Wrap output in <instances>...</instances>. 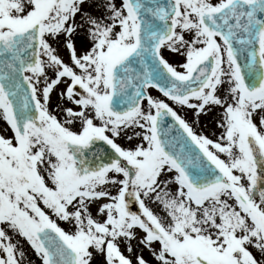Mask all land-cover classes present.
<instances>
[{"label":"snow or ice","instance_id":"1","mask_svg":"<svg viewBox=\"0 0 264 264\" xmlns=\"http://www.w3.org/2000/svg\"><path fill=\"white\" fill-rule=\"evenodd\" d=\"M0 121V264H264V0H0Z\"/></svg>","mask_w":264,"mask_h":264},{"label":"rangeland","instance_id":"2","mask_svg":"<svg viewBox=\"0 0 264 264\" xmlns=\"http://www.w3.org/2000/svg\"><path fill=\"white\" fill-rule=\"evenodd\" d=\"M168 57L170 58L171 61H177V60H182V57H179L173 53H168ZM154 96H159L161 98L163 97L162 93H159L158 90L152 88L149 90ZM167 99V98H165ZM168 102L170 104H172L173 107L177 108V111L180 112L182 115H187L189 118L191 117V110H187L184 109L182 110L179 106L175 105L174 102L168 100ZM218 116V111L214 110L210 115L208 116H202L201 118V123L199 125V127L197 128V131H201L203 130L206 134H208L209 136H213V133H216L217 135L219 134L220 131H222L221 129L216 127V123H215V119ZM5 124L3 121H0V131L5 129ZM10 134V132L8 133ZM215 138V137H213ZM122 144L128 143L126 140H121ZM94 207V206H93ZM55 218V217H54ZM59 223L62 224V226L65 227H69L68 225H66L63 221H58ZM29 251V258L32 260V264H37V257L35 255L34 252H32L30 249H28ZM145 255L146 257H148L149 259H151L150 254L147 252V250H145Z\"/></svg>","mask_w":264,"mask_h":264},{"label":"flooded vegetation","instance_id":"3","mask_svg":"<svg viewBox=\"0 0 264 264\" xmlns=\"http://www.w3.org/2000/svg\"><path fill=\"white\" fill-rule=\"evenodd\" d=\"M61 51L63 52V54L65 55V57L67 56V52H65L63 49H61ZM121 143V140L119 141ZM37 264H40V261L37 258Z\"/></svg>","mask_w":264,"mask_h":264}]
</instances>
